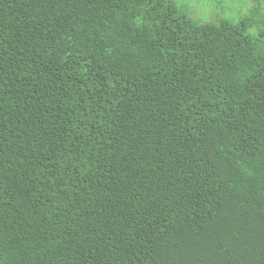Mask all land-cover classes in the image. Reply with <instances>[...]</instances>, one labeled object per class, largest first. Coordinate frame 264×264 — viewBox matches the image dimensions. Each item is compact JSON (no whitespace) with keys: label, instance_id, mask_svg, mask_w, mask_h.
Instances as JSON below:
<instances>
[{"label":"trees","instance_id":"16d2710c","mask_svg":"<svg viewBox=\"0 0 264 264\" xmlns=\"http://www.w3.org/2000/svg\"><path fill=\"white\" fill-rule=\"evenodd\" d=\"M191 1L0 0V264H264V0Z\"/></svg>","mask_w":264,"mask_h":264},{"label":"rangeland","instance_id":"374dc122","mask_svg":"<svg viewBox=\"0 0 264 264\" xmlns=\"http://www.w3.org/2000/svg\"><path fill=\"white\" fill-rule=\"evenodd\" d=\"M230 1H238L240 7L242 8H248V4L249 7L257 4L255 0H192L190 3L191 12L203 22H209L211 19L216 18L215 15L217 14V12L221 11V8L224 7H220V4L227 5ZM240 7H238V9H240Z\"/></svg>","mask_w":264,"mask_h":264}]
</instances>
